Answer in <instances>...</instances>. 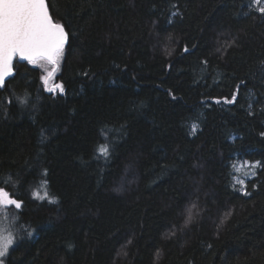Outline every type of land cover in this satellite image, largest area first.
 Wrapping results in <instances>:
<instances>
[{
    "label": "trees",
    "instance_id": "16d2710c",
    "mask_svg": "<svg viewBox=\"0 0 264 264\" xmlns=\"http://www.w3.org/2000/svg\"><path fill=\"white\" fill-rule=\"evenodd\" d=\"M47 2L75 36L52 79L63 94L19 57L0 90V187L23 201L2 212L4 264H264L258 6Z\"/></svg>",
    "mask_w": 264,
    "mask_h": 264
},
{
    "label": "snow or ice",
    "instance_id": "6c2138e0",
    "mask_svg": "<svg viewBox=\"0 0 264 264\" xmlns=\"http://www.w3.org/2000/svg\"><path fill=\"white\" fill-rule=\"evenodd\" d=\"M252 4L258 6L255 10L264 15V5L261 0H252ZM72 36H75V33L71 31L70 24L64 17L54 18L47 0H0V90L4 88L6 79L14 76L13 59L19 57L21 61L26 60L29 64L38 65L44 69L46 75L41 76V80L47 91L63 94L62 84H53L51 87L48 85L58 71L65 47L70 45ZM184 51L187 52L188 49L185 48ZM235 99L236 96L233 95L232 100L227 102L232 103ZM20 103L23 104L26 101L20 100ZM195 127L193 125V131ZM98 152L106 157L109 148L107 145H101ZM242 164L250 169L261 166L260 161L253 163L245 160ZM233 167L236 168V165L233 164ZM236 170L239 171V168ZM252 174L255 175V172L253 171ZM237 183L242 186L241 191H243L244 180L237 178ZM247 194L245 192V195ZM32 195L34 198L43 200L48 193L41 195L39 191H34ZM54 202L49 200V203ZM22 204L23 201L14 198V194L6 187H0V206L4 209L10 206L20 209ZM188 212L186 224L192 220L191 210L188 209ZM14 219L18 221V217ZM27 235L31 236L32 232H28ZM13 244V233L7 228H0V257L6 256ZM0 264H4L3 260H0Z\"/></svg>",
    "mask_w": 264,
    "mask_h": 264
},
{
    "label": "rangeland",
    "instance_id": "374dc122",
    "mask_svg": "<svg viewBox=\"0 0 264 264\" xmlns=\"http://www.w3.org/2000/svg\"><path fill=\"white\" fill-rule=\"evenodd\" d=\"M49 70H50V66H49ZM46 75V72L44 71V69H42V76ZM55 84V82L53 80L49 81V87L51 85ZM7 211V209H4L2 206H0V228H7L9 229V231H11L13 233V231L11 230V225H10V220L9 218H7L6 216L3 215L2 212ZM7 234V233H5ZM14 236V240H15V234L13 233ZM0 260H3L4 262V257H0Z\"/></svg>",
    "mask_w": 264,
    "mask_h": 264
},
{
    "label": "water",
    "instance_id": "95a60500",
    "mask_svg": "<svg viewBox=\"0 0 264 264\" xmlns=\"http://www.w3.org/2000/svg\"><path fill=\"white\" fill-rule=\"evenodd\" d=\"M9 78H10V77H9ZM9 78H7L6 81H7ZM6 81H5V82H6Z\"/></svg>",
    "mask_w": 264,
    "mask_h": 264
}]
</instances>
